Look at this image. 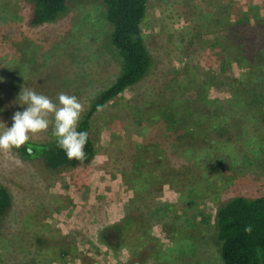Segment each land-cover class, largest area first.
Here are the masks:
<instances>
[{
	"label": "rangeland",
	"instance_id": "rangeland-1",
	"mask_svg": "<svg viewBox=\"0 0 264 264\" xmlns=\"http://www.w3.org/2000/svg\"><path fill=\"white\" fill-rule=\"evenodd\" d=\"M251 5L264 17V0H148L142 33L151 69L137 87L94 117L91 136L97 155L89 167L51 173L20 161L13 151H0V184L12 197L10 212L0 220V264H129L135 259L139 244L132 241L137 235L132 228L122 227L134 207L129 206L133 193L123 188L115 173L116 166L124 167L119 165L124 157L117 156L118 150L124 153V144L141 138L127 135L129 124L121 116L125 109L134 113L139 108L144 110L141 119L150 124L166 101L183 100L200 86L205 88L210 79L216 83L209 85L212 98L228 99L225 77L237 78L240 71L235 65L219 63L217 44L225 38L219 20L225 10L233 14L236 8L247 10ZM30 13L29 0H0V122L11 126L13 114L23 111L17 102L22 87L54 101L62 92L76 95L84 106L83 116L119 71L108 42L110 29L102 0H72L63 16L41 27L31 26ZM149 134L145 131V138ZM243 136L253 141L256 131L247 129ZM54 138L50 126L30 141L45 143ZM244 150L243 156L250 155L248 148ZM207 153L193 160L192 166H188L192 161L188 163L186 175L172 179L175 185L180 180L185 186L164 187L157 203H176L177 194L185 195L181 190L190 187L195 188L189 197L194 205L190 212L169 213L177 236L164 225H152L149 232L143 227L142 234L147 232L159 250V255L143 257L144 264H221L207 240L208 228L202 230L207 239L196 243L188 222L194 215L201 218L196 215L200 211L212 224L218 202L206 188L216 183V176H235L230 182L241 196L264 195V174L257 166L231 173L225 166L212 165ZM192 155L196 159L199 154L192 151ZM111 226L123 233L117 250L99 239Z\"/></svg>",
	"mask_w": 264,
	"mask_h": 264
},
{
	"label": "trees",
	"instance_id": "trees-1",
	"mask_svg": "<svg viewBox=\"0 0 264 264\" xmlns=\"http://www.w3.org/2000/svg\"><path fill=\"white\" fill-rule=\"evenodd\" d=\"M71 1L29 0L31 26L55 22L69 10ZM147 3L148 0H102L110 29L108 42L119 71L114 82L95 95L79 122L78 130L89 133L86 159L83 162L69 160L54 138L45 143L30 141L12 150L20 161L51 173L84 169L94 162L97 155L91 136L94 117L125 92L137 87L151 69L152 58L142 33ZM259 13L257 7L251 5L247 10L236 8L233 14L225 10L219 20L225 32V38L219 39L217 44V52L221 59L223 57L219 63L223 67L235 65L240 71L237 78L225 77L228 99L212 98L209 85L216 83L210 79L205 88L200 86L196 92L184 95L183 100L167 99L150 124L141 119L142 109L133 113L128 108L122 114L129 124L127 135L132 133L141 138V142L128 141L124 144V153L120 150L116 153L117 156L123 154L119 165L124 163V167L116 166L115 176L121 178L123 188L133 193L129 206L134 205L133 209L129 208L122 227L132 228L134 236L137 235L132 243L139 244L135 247L139 252L137 250L135 259L129 264H144L143 257L159 255L147 233L152 225H164L172 236H177L169 213L190 212L194 202L189 197L195 188L181 190L185 195L176 191L180 198L176 203H157V200L163 198L164 187L185 186L180 180L175 185L172 179L186 175L188 163L192 161L188 165L192 166L193 160H199L208 152L206 156L212 165L225 166L231 173L257 166L264 174V17ZM143 124L146 125L142 127ZM247 129L256 131L253 141L243 139ZM145 131H150L149 137L145 138ZM244 148L250 150V155L243 156ZM230 150L236 151L237 156ZM192 151L198 152L196 159ZM234 177L232 174L216 176V183L206 188L211 198L218 202L212 224L209 216L201 215L200 211L196 215L201 218L194 215L193 221L188 222L197 236L196 243L207 239L202 230L208 228L207 240L211 241L221 264H264V195L248 198L236 194L235 184L230 182ZM11 208L12 197L0 184V220ZM144 226L148 229L142 234ZM119 227L111 226L102 232L99 239L105 247L114 250L122 247L123 233ZM246 228L251 231H245Z\"/></svg>",
	"mask_w": 264,
	"mask_h": 264
},
{
	"label": "clouds",
	"instance_id": "clouds-1",
	"mask_svg": "<svg viewBox=\"0 0 264 264\" xmlns=\"http://www.w3.org/2000/svg\"><path fill=\"white\" fill-rule=\"evenodd\" d=\"M17 102L23 111L13 114L11 126L0 122V151L20 149L33 135L51 126L57 147L69 160L83 162L86 159L89 133L78 130L84 106L76 95L62 92L54 101L34 89L22 87Z\"/></svg>",
	"mask_w": 264,
	"mask_h": 264
},
{
	"label": "crops",
	"instance_id": "crops-1",
	"mask_svg": "<svg viewBox=\"0 0 264 264\" xmlns=\"http://www.w3.org/2000/svg\"><path fill=\"white\" fill-rule=\"evenodd\" d=\"M253 1H255V0H253ZM254 3V2H253Z\"/></svg>",
	"mask_w": 264,
	"mask_h": 264
}]
</instances>
